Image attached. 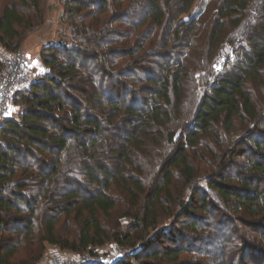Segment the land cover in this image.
<instances>
[{
  "label": "trees",
  "instance_id": "obj_1",
  "mask_svg": "<svg viewBox=\"0 0 264 264\" xmlns=\"http://www.w3.org/2000/svg\"><path fill=\"white\" fill-rule=\"evenodd\" d=\"M84 1L67 0V10L78 13ZM135 1L126 8V59L134 62L127 60L125 72L112 74L99 52L69 48L66 43L45 47L41 59L49 72L23 89L25 106L18 116L0 122V264H13L22 239L35 235L40 217L45 224L41 239L65 249L92 252L114 236L122 244L130 243L135 235L112 234L105 226L117 206L115 186L129 195L126 216L132 217L130 227L138 237L155 227L165 215L159 211L165 205L169 215L192 219L185 229L199 231L202 213L210 212V194L202 189L187 201L175 198L172 191L177 175L194 188L196 167L189 151L216 127L231 131L235 119L254 124L257 130L264 123L250 90L253 83L264 86V0H211L201 14L187 20L179 17L190 12L196 0ZM32 2L40 13V0ZM25 23L19 4L5 6L0 44L8 50L18 48L17 27ZM142 28L132 36V30ZM132 38L136 46L128 48ZM206 44L209 57L223 54L228 45L237 47H230L233 53L220 72L208 69L198 80L195 75L203 65ZM129 80L142 85L132 89ZM189 92L195 96L193 103L185 102ZM189 120L193 122L188 126ZM164 138L171 153L151 170L139 169L140 178L126 173L136 151L143 153L151 142L160 144ZM236 142L246 147L229 148L221 159L250 151L254 160L248 161V174L264 183V162L257 159L264 151V128ZM217 166L208 188L226 207L256 218L264 235V190L252 188L246 179L234 184L231 176L217 174ZM70 216L78 226L73 240L58 231L62 218ZM169 235L174 242L175 234ZM161 236L157 231L155 238L131 249L126 263L183 264V245L153 249Z\"/></svg>",
  "mask_w": 264,
  "mask_h": 264
},
{
  "label": "rangeland",
  "instance_id": "obj_2",
  "mask_svg": "<svg viewBox=\"0 0 264 264\" xmlns=\"http://www.w3.org/2000/svg\"><path fill=\"white\" fill-rule=\"evenodd\" d=\"M20 1L0 0V15L5 6L13 3L19 4L26 23L17 27L21 35V38L17 42L19 43L18 47L25 50L29 56L33 81L42 78L46 72H49V69L46 68L41 59V55L45 47L53 45H64L66 43L69 48L78 47L85 48L88 52H99L103 55V59L109 62L107 65L112 74L125 72L127 60H129L130 64L134 62L133 58L131 60L126 59V28H129L128 26L126 27V8L131 2H136L135 0H86L83 2L84 8L75 14L67 10V0H40V13L36 11L32 0H28L27 5L22 4ZM210 1L196 0L190 12L181 15L179 19L184 18L187 20L191 16H198ZM214 1L219 2V0ZM211 26L215 27V24L213 23ZM143 29L132 30V36L143 32ZM128 42V48L131 45L136 46L133 38ZM1 46L4 47L3 45ZM232 46L237 47L235 44L226 47L230 48ZM167 51L170 52L169 50ZM225 51L226 49L223 52L224 54ZM236 51L238 49H235ZM137 52V57L141 56L142 52ZM208 53L209 46L206 44L203 65L198 69L195 79L201 80L208 69H213L216 72L215 65L218 57H209ZM233 56H235V53ZM66 57L65 55L62 56L65 59ZM161 60L163 59H157L158 62ZM224 65L225 63L222 69ZM151 67L156 69L154 64ZM97 79L100 78L97 77ZM121 83H125L123 88L126 91V78L121 79ZM128 84L132 89L140 88L142 85L130 80ZM30 87L28 86L23 89L27 90ZM23 89L18 93L21 94L17 95L14 99L13 111L9 116L11 118H16L24 109L25 105L21 101V98L26 93ZM195 90L197 91L196 88ZM250 90L253 91L259 112L263 115L264 86L253 83L250 85ZM194 97L189 92L185 102L186 100L192 102ZM123 104H126V101H123ZM192 122V120H189L186 123L189 126ZM263 128L264 123L257 130L254 124H247L242 119H235L231 131L226 130L222 125L216 127L211 133L203 137L200 146L189 151L190 158L196 167L194 188L191 189V187L185 185L184 179L177 175L172 191L175 198L180 196L187 201H191V193L196 191L203 192L204 190V192L210 194L207 197V200L210 202V212L208 215L202 213V218L199 221L202 228L199 231L193 232L185 229L184 227L190 224L192 219L187 215H169L167 212L168 205H165V208L159 210L165 215L159 218L155 227L152 226L148 230H143L139 233L141 237H138L134 228L130 227L133 222L132 217L126 216V212L129 210L127 207L130 201L129 195L115 186L111 189L117 199V206L113 211L112 217L105 222V226L108 227L112 234L120 231L135 235L136 237L130 243L126 242L122 244L114 236L104 245L95 247L92 252L85 250L79 253L90 255L97 263L101 264H138L135 260L126 263V256H128L130 250L139 248L142 243L155 238L157 231H161L162 236L152 244L153 249L183 245L186 248V251L180 257L183 264H239L243 260L250 264H264V235L255 225L258 220L245 213H237L234 208L226 207L222 197L216 191L208 188L209 178L217 176L211 172L212 168L214 164L216 166L218 164L216 168L217 174L218 172H222L226 176H231L234 184L239 185L238 182L246 179L252 183V188L264 190V183L258 181L257 178H252L248 174L249 167L247 164L249 160H254L253 153L247 150L245 155H240L236 159H233V155L231 157L228 156L225 162L221 159L222 154L229 148L234 147L235 150H239L246 147L237 144V142L234 143L236 140H239L240 136L252 131L257 134L258 131H263ZM168 152L171 153L172 150L166 138L160 144H153L151 142L146 146L143 153L137 151L134 153L132 157L133 162L126 173L140 178L139 169L151 170V167L154 164H159V161ZM257 159L264 162V151H260ZM224 163L226 164L223 166L222 164ZM175 211L181 212L179 209ZM42 219L40 217L36 223L37 229L35 235L31 238L22 239L19 252L13 258V264H47L48 256L53 250H58L63 254L72 251L41 239V235L45 234V224L42 222ZM77 227L74 217H63L58 226V231L62 237L67 236L73 240ZM171 233L176 236L174 242L171 241V236L169 235Z\"/></svg>",
  "mask_w": 264,
  "mask_h": 264
},
{
  "label": "built area",
  "instance_id": "obj_3",
  "mask_svg": "<svg viewBox=\"0 0 264 264\" xmlns=\"http://www.w3.org/2000/svg\"><path fill=\"white\" fill-rule=\"evenodd\" d=\"M233 53V48H228L225 54L217 58L215 71L219 72L225 63L227 55ZM0 120L8 118L13 111V97L23 88L33 82L32 67L29 56L25 50L18 47L8 50L0 45ZM95 259L76 251L66 254L53 250L48 256L47 264H93Z\"/></svg>",
  "mask_w": 264,
  "mask_h": 264
}]
</instances>
